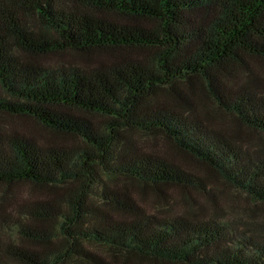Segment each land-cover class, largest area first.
I'll return each instance as SVG.
<instances>
[{"label": "trees", "instance_id": "trees-1", "mask_svg": "<svg viewBox=\"0 0 264 264\" xmlns=\"http://www.w3.org/2000/svg\"><path fill=\"white\" fill-rule=\"evenodd\" d=\"M67 50L118 55L94 67L37 61ZM252 59L264 61V0H0V113L78 140L40 144L0 131V184L50 192L5 216L0 264H109L91 244L163 264H264L262 235L215 218L148 214L110 185L208 192L126 135L162 133L264 206V146L243 133L264 136V93L255 82L228 84L252 73ZM198 89L237 125L216 129L211 114H197Z\"/></svg>", "mask_w": 264, "mask_h": 264}, {"label": "rangeland", "instance_id": "rangeland-1", "mask_svg": "<svg viewBox=\"0 0 264 264\" xmlns=\"http://www.w3.org/2000/svg\"><path fill=\"white\" fill-rule=\"evenodd\" d=\"M32 21L35 25L38 24L36 20ZM116 55H118L117 52L111 51L81 54L67 50L39 57L37 61L51 67H94L100 63L112 62L116 58ZM251 68L253 69L252 73L247 71L235 72L236 77L230 78L228 84L234 87L243 85L253 87L255 82L259 84L260 92L264 93V61L252 59ZM254 75L257 76L256 81L251 80ZM182 88L183 91H187L185 86ZM199 91L194 99L197 114L200 116L211 114L213 119L209 123L216 129L237 125L236 119L233 116L221 112L213 101L206 97L201 90ZM165 100L168 101V104L176 105L168 95H166ZM94 120L99 121L100 118L95 117ZM0 131L22 133L38 141L40 144L60 143L72 145L78 143L75 137L57 134L41 126L33 119L3 113H0ZM243 133L245 138L254 142L257 140L259 144L264 146V136L252 133L247 129H244ZM126 135L130 147L169 157L202 179L208 190V192H202L194 188L185 190L171 186L159 189L126 178H120L110 183L112 187L130 191L138 207L143 212L161 217L186 215L200 220L215 218L264 237L263 205L253 201L246 193L228 185L205 166L180 151L164 134L131 130ZM48 189L31 183H18L11 186L0 184V224L4 223L5 216L14 215L15 210L21 203L49 196L50 192H48ZM88 247L97 255L104 258L109 264H163L141 258L134 254H117L116 250L107 247H96V245L92 244L88 245ZM80 264L93 263L81 262Z\"/></svg>", "mask_w": 264, "mask_h": 264}]
</instances>
